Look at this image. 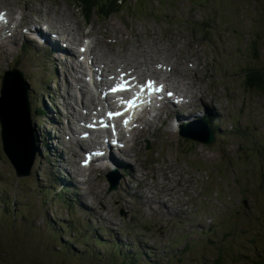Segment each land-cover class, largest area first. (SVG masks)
Masks as SVG:
<instances>
[{
    "label": "rangeland",
    "instance_id": "rangeland-1",
    "mask_svg": "<svg viewBox=\"0 0 264 264\" xmlns=\"http://www.w3.org/2000/svg\"><path fill=\"white\" fill-rule=\"evenodd\" d=\"M10 1L0 0V7ZM19 1L27 7L36 2ZM39 2L57 6L72 3L67 0ZM121 5L122 9L114 13L107 27L122 35L114 48L117 58L146 60L142 69L145 76L162 75L168 71L156 68L157 62L170 68L177 66L173 72L175 78L166 77L170 78L171 84L182 82L193 93L196 89H205L203 84L196 88L197 84L191 80V71L196 73L197 70L188 69L189 74L182 78L179 64L186 67L188 58L197 57L198 69L206 63L208 70L214 72L208 87L220 97L217 105L222 109L223 124L247 126L246 136H240L235 130L222 135L219 132L215 133L216 138L211 143H206L181 136L178 128L175 129L167 138L170 145L164 164H160L169 163L173 168V172L167 170L172 181L163 193H158L156 183L143 187V197H138L133 205L127 199L126 205L122 197L128 192L127 183H122L115 193L114 190L108 193L107 182L100 175L93 179L92 172L81 168L76 158L67 163L69 157L65 153L60 156L67 162L52 152L53 142L59 148L73 147L75 136L62 120L84 116L86 101H74L72 107L75 111L71 108L65 118L58 120L59 125L48 121L45 111L36 114L30 107L33 93H40V100L45 102L49 92H54L51 87H64L63 92L68 94L73 90L64 86L59 76L49 75L56 62L50 63V70L45 74L48 76L45 87L39 88L38 61L28 59L32 72L28 80L27 121L33 128L36 154L29 174L18 176L0 141V264H122L120 258H114L117 256L118 259V241L127 238L126 233L119 232L121 228H127L131 236H145L146 248L162 250L169 245L170 250L166 252L144 250L145 257L142 251H134L135 258L140 259L136 264H264V95L245 90L243 86L246 68L258 67L264 71V0H122ZM76 9L79 20H86L80 9ZM57 12L65 19H71V13L64 7ZM203 35L211 41L201 42L199 36ZM103 55L98 50L97 56ZM41 57L44 60L46 56ZM71 101V98H56L53 108L66 110ZM234 110L243 120L232 122L236 116ZM179 120L185 121L183 118ZM8 124L12 126L14 122L0 114V133ZM201 126L208 129L204 122L199 123L196 119L182 124L180 130L200 134L203 132ZM25 131L27 137L29 129ZM66 135L68 139L64 137ZM130 156L137 160L135 154ZM190 160L192 166L185 164ZM58 166L75 188L62 189V183H55L52 170L55 169L59 180L62 179ZM208 167L215 169L209 170ZM218 169L221 170L219 173ZM131 176V173L126 174L124 179ZM177 179L189 188V196L180 187L173 188ZM201 182L205 198H202V208L197 211L199 199L195 194ZM129 183L131 193L135 182ZM96 190L99 194L95 199L99 202L93 203ZM216 190L219 196H216ZM76 193L82 199L77 200L72 208L59 197L62 194L72 201L71 197ZM157 200L164 204L161 219L155 216L160 209ZM184 201L191 212L182 205ZM180 208L182 212L175 215ZM134 210L146 217L144 221L150 223V229L139 228L137 222L128 221ZM76 220L87 222L94 228L102 225L99 236L117 242L111 245L93 243L90 238L79 243L69 240L71 247L87 249L88 253L73 251L63 243L68 241L67 236H58L55 227L60 226V234H64L67 223L76 224ZM170 240L175 241V245L169 244ZM122 242L126 246L127 242Z\"/></svg>",
    "mask_w": 264,
    "mask_h": 264
},
{
    "label": "trees",
    "instance_id": "trees-1",
    "mask_svg": "<svg viewBox=\"0 0 264 264\" xmlns=\"http://www.w3.org/2000/svg\"><path fill=\"white\" fill-rule=\"evenodd\" d=\"M99 2H101V0H85V3H89L88 5L94 4V5H98ZM115 2H117V0H110L108 4L113 5L115 4ZM251 46H253V43H251ZM256 46V45H255ZM255 46L253 48H255ZM243 86L245 87V90H249L251 92H259L261 94L264 95V71L258 67H248L245 70V74L243 77ZM60 198H63V196L60 194L59 195ZM139 219V218H138ZM52 224H54V222L52 221ZM141 226H143L145 229H150L151 225L150 224H146V223H142ZM66 229L63 231L64 234H60V226H56V234L58 236L61 235H66L68 238L67 242H63L66 246H68L70 249H72L73 251L80 253V254H87L88 250L87 249H83V250H78V249H74L73 247H71L69 245V240L74 241V242H81L82 239L84 238H90L92 239V242H97L100 244L103 243H110L112 245V243L117 242L116 240L110 238V239H102L99 236V232L103 230L102 225H99L98 227L94 228L92 226H89L87 224V222L85 223H81L77 221L76 224L74 223H67L66 225ZM119 232L122 233H126L127 234V238L122 240L124 242H127L126 246H123V242L122 241H118V247H117V251L116 254L118 255V259L117 256L114 257L116 258L115 260H120L122 261V264H136V262H138L140 259L135 258L133 252L134 251H142L144 253V257L147 256L144 252V250H149L151 252H166L169 249V245L166 246V248L162 249V250H157V249H152L154 247H149L146 248V245L143 241V238H145V236H131L130 235V231L127 230V228H121L119 230ZM175 245V241L170 240L169 244ZM127 248H131L129 251L127 250ZM218 264V263H216Z\"/></svg>",
    "mask_w": 264,
    "mask_h": 264
},
{
    "label": "bare ground",
    "instance_id": "bare-ground-1",
    "mask_svg": "<svg viewBox=\"0 0 264 264\" xmlns=\"http://www.w3.org/2000/svg\"><path fill=\"white\" fill-rule=\"evenodd\" d=\"M9 73H12L14 75V80H15V77L17 76L18 73L16 71H10ZM4 74H5L6 81L3 82V85H2L1 90H0V114L4 115L8 119L12 120L14 122L12 127L14 129L21 131L22 133H24V135L26 134L25 130H27V128L29 129V133L27 136L28 144L26 145V150L28 152H30L32 150L35 152L36 146L34 145V143L32 144V142H31V141H34V139H35L34 133L32 132L33 128L31 127V124H29V122L27 121V118H28V116H27V109H28L27 93L25 91L23 84L21 86H14L11 82L12 78L8 75V72H5ZM183 118L185 119V121H183V122L180 121V125H182V124L184 125L186 123L189 124V123H192L193 121H195L196 119H198L199 123L204 122L208 127V129H206L205 127L201 126V129L203 130V132L200 134L198 132L180 130V132L183 133V136L188 135V136H192V137H195V138H198L201 140H206V138L209 137L211 130L209 128L208 122L206 121V119L204 117L200 116L199 113H196L195 116L194 115L193 116H188V115L184 116V114H183ZM35 135H37V137H38V133L35 132ZM54 150H56V149H54ZM15 151H17V150L13 149V153ZM56 152L59 155L62 154V153H59L57 150H56ZM28 155H30V154H28ZM57 173L54 171H51V176L53 179H55V183L58 185L59 183H61V180H59L60 177Z\"/></svg>",
    "mask_w": 264,
    "mask_h": 264
},
{
    "label": "water",
    "instance_id": "water-1",
    "mask_svg": "<svg viewBox=\"0 0 264 264\" xmlns=\"http://www.w3.org/2000/svg\"><path fill=\"white\" fill-rule=\"evenodd\" d=\"M186 136L206 143H211V141L215 139L213 131H210V135L208 138H206V140H201L188 135ZM1 137L3 149L8 156V159L13 168L16 170V174L18 176H21L23 174L28 175L30 167L34 163L33 155L36 153L33 150L30 152L26 150V145L28 144V138L26 137V135H24V133H22L21 131L14 129L11 125L8 124L2 128ZM31 142L32 144L34 143V141ZM13 149H16L17 151L13 153Z\"/></svg>",
    "mask_w": 264,
    "mask_h": 264
},
{
    "label": "snow or ice",
    "instance_id": "snow-or-ice-1",
    "mask_svg": "<svg viewBox=\"0 0 264 264\" xmlns=\"http://www.w3.org/2000/svg\"><path fill=\"white\" fill-rule=\"evenodd\" d=\"M127 87H128L127 84H125V85H118V86L112 88L111 91H113V92H117V91H125V90H127ZM141 91H143V89H141ZM156 91H160V89H156ZM122 103L127 104L128 107H135V106H137V105H136V97H134V98H133L132 100H130V101H122ZM125 110L127 111V108H126ZM108 115H109V118H112L113 116L123 115V113H120V112L111 113V112H110ZM129 119H130V118H129ZM128 122H129L128 120H125V121H124L125 125H127Z\"/></svg>",
    "mask_w": 264,
    "mask_h": 264
}]
</instances>
